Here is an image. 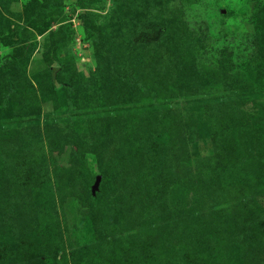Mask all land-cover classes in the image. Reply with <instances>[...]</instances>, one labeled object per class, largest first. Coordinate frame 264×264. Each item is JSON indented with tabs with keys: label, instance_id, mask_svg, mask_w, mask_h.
<instances>
[{
	"label": "rangeland",
	"instance_id": "obj_1",
	"mask_svg": "<svg viewBox=\"0 0 264 264\" xmlns=\"http://www.w3.org/2000/svg\"><path fill=\"white\" fill-rule=\"evenodd\" d=\"M0 264H264V0H0Z\"/></svg>",
	"mask_w": 264,
	"mask_h": 264
}]
</instances>
